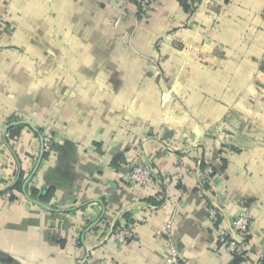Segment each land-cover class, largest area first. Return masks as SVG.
<instances>
[{"label":"crops","instance_id":"obj_1","mask_svg":"<svg viewBox=\"0 0 264 264\" xmlns=\"http://www.w3.org/2000/svg\"><path fill=\"white\" fill-rule=\"evenodd\" d=\"M188 4L0 0V264H167L170 245L179 264H257L264 0ZM140 163L147 188L127 182ZM210 208L237 240L250 218V256L219 248ZM122 221L136 239L118 246Z\"/></svg>","mask_w":264,"mask_h":264},{"label":"built area","instance_id":"obj_2","mask_svg":"<svg viewBox=\"0 0 264 264\" xmlns=\"http://www.w3.org/2000/svg\"><path fill=\"white\" fill-rule=\"evenodd\" d=\"M149 3H154L159 0H147ZM42 149L44 152H50L52 150V142L49 136H42ZM213 170L207 168L205 170V176L211 177ZM152 181V169L150 166L145 164H138L132 166L127 174V182L131 186L138 188H147ZM172 182V178L164 176L162 184L164 187H168ZM10 192H6L2 195V199L7 201L10 198ZM220 216V212L216 208H210L208 210L207 219L212 223V231L215 234L217 244L219 248L225 251L227 254L236 257L247 258L251 254L250 242L246 236V231L249 226L250 218L246 214H240L231 221V228L239 234L241 239L237 240L234 236H230L220 224H217V220ZM170 224L168 223L165 227L169 230ZM167 233H170L169 231ZM169 236V234H168ZM112 239L118 246H123L136 239V228L132 227L128 222L122 221L119 227L113 232ZM71 244L74 247L80 245L78 237L71 238ZM257 258V264H264V247L255 252ZM180 257L176 248L172 245L168 248V256L166 259L167 264H179Z\"/></svg>","mask_w":264,"mask_h":264},{"label":"trees","instance_id":"obj_3","mask_svg":"<svg viewBox=\"0 0 264 264\" xmlns=\"http://www.w3.org/2000/svg\"><path fill=\"white\" fill-rule=\"evenodd\" d=\"M180 2H181V4H182V6L184 7V9L186 10V11H189V7L187 6V5H189L188 4V1L189 0H179ZM187 4V5H186ZM214 173V172H213ZM219 221H220V218H218V220H217V224H219ZM119 227V225L118 226H116V228H115V230L117 229ZM114 230V231H115ZM63 243V242H62Z\"/></svg>","mask_w":264,"mask_h":264}]
</instances>
